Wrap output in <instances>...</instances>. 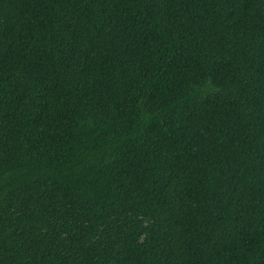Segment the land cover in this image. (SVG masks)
Segmentation results:
<instances>
[{
    "label": "trees",
    "instance_id": "trees-1",
    "mask_svg": "<svg viewBox=\"0 0 264 264\" xmlns=\"http://www.w3.org/2000/svg\"><path fill=\"white\" fill-rule=\"evenodd\" d=\"M0 264H264V0H0Z\"/></svg>",
    "mask_w": 264,
    "mask_h": 264
}]
</instances>
